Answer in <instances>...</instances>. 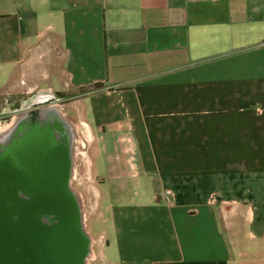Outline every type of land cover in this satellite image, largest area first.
Returning <instances> with one entry per match:
<instances>
[{"label":"crops","instance_id":"0c3cea01","mask_svg":"<svg viewBox=\"0 0 264 264\" xmlns=\"http://www.w3.org/2000/svg\"><path fill=\"white\" fill-rule=\"evenodd\" d=\"M61 92L89 132L107 260L264 245V0H0V116Z\"/></svg>","mask_w":264,"mask_h":264},{"label":"flooded vegetation","instance_id":"af4514ba","mask_svg":"<svg viewBox=\"0 0 264 264\" xmlns=\"http://www.w3.org/2000/svg\"><path fill=\"white\" fill-rule=\"evenodd\" d=\"M53 104L17 101L0 116L4 126L22 116L0 138V264H87L90 238L70 181L73 124Z\"/></svg>","mask_w":264,"mask_h":264},{"label":"rangeland","instance_id":"374dc122","mask_svg":"<svg viewBox=\"0 0 264 264\" xmlns=\"http://www.w3.org/2000/svg\"><path fill=\"white\" fill-rule=\"evenodd\" d=\"M52 85L56 87L57 83L53 81ZM60 94L63 93L61 92ZM34 99L35 97L33 100ZM53 100L54 99L48 101L49 103L54 102L63 108V100ZM8 113L13 112L10 111ZM6 123H8V121L6 122L4 118L0 117V125L4 126ZM73 134L77 149L76 155L74 156L72 185L79 200L84 228L90 238L91 258L87 262L88 264H115L104 257L107 242V203L102 180L92 178L88 172L89 155L87 148L89 144V132L85 129H79L77 131L74 128ZM249 250V253H244L233 264H264V245L262 246L256 243L254 246H251Z\"/></svg>","mask_w":264,"mask_h":264},{"label":"bare ground","instance_id":"6f19581e","mask_svg":"<svg viewBox=\"0 0 264 264\" xmlns=\"http://www.w3.org/2000/svg\"><path fill=\"white\" fill-rule=\"evenodd\" d=\"M52 108H56L57 111L59 112L60 116L62 117V119H65L67 121L70 122V125H72L73 123L71 122V120L64 114L62 108L60 105H57V104H53L51 105ZM22 116H15L14 119L12 120V122L10 124H7L5 126H1L0 125V138L2 137L3 134H6L11 128H13V126H15L18 122H20V119H21ZM22 121V120H21ZM74 125V124H73ZM72 125V126H73ZM76 129L75 126H73V129ZM73 153H72V156H71V164H72V175H71V178H70V181L72 180L73 178V167H74V156L76 155V149H77V146H76V141L73 142ZM91 252V251H90ZM89 252V255H88V260L91 258V254ZM87 260V261H88ZM88 264V262H87Z\"/></svg>","mask_w":264,"mask_h":264}]
</instances>
